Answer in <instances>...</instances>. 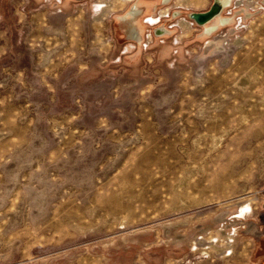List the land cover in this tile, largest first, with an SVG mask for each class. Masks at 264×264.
Wrapping results in <instances>:
<instances>
[{
	"label": "rangeland",
	"instance_id": "1",
	"mask_svg": "<svg viewBox=\"0 0 264 264\" xmlns=\"http://www.w3.org/2000/svg\"><path fill=\"white\" fill-rule=\"evenodd\" d=\"M215 1L0 0V264H264V0Z\"/></svg>",
	"mask_w": 264,
	"mask_h": 264
},
{
	"label": "bare ground",
	"instance_id": "2",
	"mask_svg": "<svg viewBox=\"0 0 264 264\" xmlns=\"http://www.w3.org/2000/svg\"><path fill=\"white\" fill-rule=\"evenodd\" d=\"M169 0H165L167 3ZM234 0H216L210 7L207 12L204 13H197L195 14V19L198 20L200 25H206L210 21H215L212 25L206 26V33L205 36L212 35L216 31L226 25L229 21V18L225 16H221L224 10L227 7L231 6V3ZM140 11L138 10L137 6L133 7L129 12H127L126 16H124V20L128 23H133L138 20V15ZM185 27V25H183ZM54 32V31H53ZM135 40L142 42V37L139 33H136ZM211 42V41H210ZM212 43V42H211ZM239 43V42H238ZM223 44V43H222ZM225 44V43H224ZM112 47V46H111ZM217 48V47H216ZM208 49V48H207ZM219 49V48H217ZM221 50V49H220ZM225 50V49H224ZM218 54V53H217ZM220 54V53H219ZM222 54V53H221ZM212 123V122H211ZM217 123V122H215ZM213 124V123H212ZM224 124V123H223ZM209 126V125H208ZM219 127V126H218ZM212 129V128H211ZM192 132V131H191ZM190 134V133H189ZM195 134V133H194ZM190 138V137H189ZM244 141V140H243ZM242 163V162H241ZM126 176V175H125ZM156 185V183H154ZM158 184V183H157ZM104 185V184H103ZM143 185V184H142ZM144 186V185H143ZM122 188V187H121ZM125 188V187H124ZM132 193V192H130ZM133 194V193H132ZM134 199V198H133ZM129 200V199H128ZM135 201V200H134ZM137 202V201H136ZM111 203V202H110ZM109 206V205H108ZM109 208V207H108ZM110 211V210H109ZM112 211V210H111ZM115 212V211H114ZM122 212V211H121ZM83 213V212H82ZM94 214V213H93ZM64 217V216H63ZM78 217V216H77ZM83 217V216H82ZM59 219V218H58ZM67 222V221H66ZM12 227V226H11ZM60 227V226H59Z\"/></svg>",
	"mask_w": 264,
	"mask_h": 264
},
{
	"label": "crops",
	"instance_id": "3",
	"mask_svg": "<svg viewBox=\"0 0 264 264\" xmlns=\"http://www.w3.org/2000/svg\"><path fill=\"white\" fill-rule=\"evenodd\" d=\"M141 234H137V236H136V238H135V240H133V242L131 241V242H129L128 244H126L125 246H123V247H120V248H118L117 250V256H121L120 254H122V255H125L126 257L127 256H130V251H132L133 250V248H135V247H137V248H140V246H138L139 245V243H140V240L138 239L139 237H141V236H144V234L146 233V235H148V238H149V240L150 239H152V233H150L149 232V230H148V232H140ZM142 233H144V234H142ZM153 240H155V238L153 239ZM136 248V249H137ZM132 249V250H131ZM165 258H167V257H165ZM134 258L130 261V264H134Z\"/></svg>",
	"mask_w": 264,
	"mask_h": 264
},
{
	"label": "water",
	"instance_id": "4",
	"mask_svg": "<svg viewBox=\"0 0 264 264\" xmlns=\"http://www.w3.org/2000/svg\"><path fill=\"white\" fill-rule=\"evenodd\" d=\"M198 21V20H197Z\"/></svg>",
	"mask_w": 264,
	"mask_h": 264
}]
</instances>
